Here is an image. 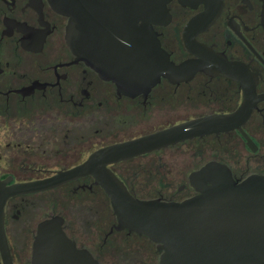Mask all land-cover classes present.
Here are the masks:
<instances>
[{"label":"flooded vegetation","instance_id":"af4514ba","mask_svg":"<svg viewBox=\"0 0 264 264\" xmlns=\"http://www.w3.org/2000/svg\"><path fill=\"white\" fill-rule=\"evenodd\" d=\"M89 10L97 23L134 25L125 37L138 40L148 25L163 64L197 59L185 43L192 39L239 67L219 65L215 74L197 71L187 80L161 76L145 95L118 94L67 44L71 18L90 23L83 19ZM134 45L138 51L144 47ZM250 88L256 102L241 125L246 137L235 128L109 165L135 198H191L197 194L190 186L191 173L210 162L226 166L236 181L264 176V0H0V185L39 182L81 165L101 148L190 120L231 114ZM94 182L85 175L48 191L8 198L3 231L12 264H31L37 227L54 216L62 219L63 233L75 248L99 264H131L123 258L122 243L121 260L117 256V239L127 236L143 238L151 248L139 264H158L154 243L113 230L109 199ZM50 192L57 194L58 204L73 198L81 208L41 211L47 207L42 195ZM94 195L110 208L106 230L88 228L87 200Z\"/></svg>","mask_w":264,"mask_h":264},{"label":"water","instance_id":"95a60500","mask_svg":"<svg viewBox=\"0 0 264 264\" xmlns=\"http://www.w3.org/2000/svg\"><path fill=\"white\" fill-rule=\"evenodd\" d=\"M91 10L83 17L90 23L80 24L77 17L71 18L66 41L76 58L92 67L100 78L112 82L118 94L145 95L161 76L170 80L179 76L187 80L197 71L215 74L219 65L239 67L227 63L192 39L185 43L197 59L180 65L163 64L159 57L163 53L160 49L155 52L154 35L148 25L142 26L145 30L138 40L125 37L134 32V25L121 23V20L117 24L97 23ZM136 42L144 46L139 51L134 45ZM156 66L161 71H153ZM248 92L245 89L243 102L231 114L190 120L101 148L81 165L39 182L9 187L0 185L2 264H12L3 231L6 200L15 195L48 191L85 175H92L94 184L108 197L116 220L113 230H126L154 243L160 252L158 264H264V176L251 175L236 181L226 166L210 162L189 177L190 186L197 192L195 196L181 202H163L135 198L108 169L113 163L195 137L235 128L245 136L241 125L256 102L254 95L250 97L252 88ZM61 225L62 219L57 216L38 225L31 264H99L89 253L75 248Z\"/></svg>","mask_w":264,"mask_h":264},{"label":"rangeland","instance_id":"374dc122","mask_svg":"<svg viewBox=\"0 0 264 264\" xmlns=\"http://www.w3.org/2000/svg\"><path fill=\"white\" fill-rule=\"evenodd\" d=\"M43 196V197H42ZM42 201L47 204V207L43 208L41 207L40 210H45L46 212H49L53 207L56 209L61 208V206H64L65 210H79L81 208L80 201H77L73 198H66L65 200H62L57 203V194L55 192H50L47 194L42 195ZM40 198V197H39ZM35 201H37V198H34ZM41 200V199H40ZM103 200H99L98 196L94 195L93 197H90L89 200H87V203L89 204V212L88 215V228H93L96 230H106L107 224L112 222V215L110 212V208L108 205H106V202ZM82 203V202H81ZM86 203V202H85ZM45 205V204H44ZM72 206V208L70 207ZM48 210V211H47ZM42 215V214H41ZM109 215V216H108ZM40 218V217H39ZM38 220V219H37ZM101 238L100 236L98 237ZM117 241L120 243L119 251L117 256H119V260H121V243L124 250L123 258H125L126 263L129 262L131 264H139L142 261H145L149 258V254H151V248L147 244L146 240L143 238H138L134 236H127L124 237L121 240V237L117 239ZM142 264V263H141ZM150 264V263H149Z\"/></svg>","mask_w":264,"mask_h":264}]
</instances>
